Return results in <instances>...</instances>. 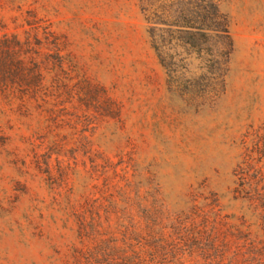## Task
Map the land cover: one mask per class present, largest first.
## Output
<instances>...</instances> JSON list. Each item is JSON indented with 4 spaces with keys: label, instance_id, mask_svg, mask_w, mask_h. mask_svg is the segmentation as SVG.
<instances>
[{
    "label": "rangeland",
    "instance_id": "obj_1",
    "mask_svg": "<svg viewBox=\"0 0 264 264\" xmlns=\"http://www.w3.org/2000/svg\"><path fill=\"white\" fill-rule=\"evenodd\" d=\"M190 1L201 2L0 0V39L23 41L28 24L37 36L24 61L34 76L0 75V264H62L89 208L118 235L128 218L162 223L193 197L226 205L234 172L264 154V0H213L231 39L219 78L179 48L163 67L149 38L148 22ZM59 47L96 102L72 88L59 149L35 159L42 98L32 91L54 86Z\"/></svg>",
    "mask_w": 264,
    "mask_h": 264
},
{
    "label": "trees",
    "instance_id": "obj_2",
    "mask_svg": "<svg viewBox=\"0 0 264 264\" xmlns=\"http://www.w3.org/2000/svg\"><path fill=\"white\" fill-rule=\"evenodd\" d=\"M164 19L161 23L148 22L149 38L161 65L165 68L172 65L165 64L161 55L170 61L173 57L165 51L179 48L186 56H197L207 74L221 77L231 39L227 22L214 1L201 0L197 7L190 1L181 10L167 12ZM158 25L163 28H157ZM27 26L30 28L24 32L23 41L15 35L0 39V75L9 81L24 82L34 76L33 70L26 69L28 64L24 61L29 58L31 64L36 56L37 50L31 48L30 41H35L37 36L36 30L30 24ZM48 37L49 34L44 33V47ZM62 53V47L55 53L54 86L32 91L42 98L36 133L29 143L35 159L40 150L44 156H49L59 149L63 138L57 133L58 120L63 105L72 99V88L78 89L81 101L89 98L96 102L92 100L91 92L97 93L98 89L77 76L69 57ZM23 91L19 90L20 93ZM262 155L256 161L243 162L234 172L236 181L228 193L226 205H222L215 195L202 197L200 201L193 197L186 211L178 212L162 223L147 221L141 227L128 218L118 235L99 230L101 217L96 210L89 208L77 214L78 244L62 264H264ZM227 210L232 214H224Z\"/></svg>",
    "mask_w": 264,
    "mask_h": 264
}]
</instances>
